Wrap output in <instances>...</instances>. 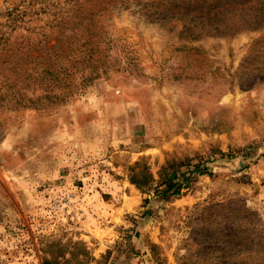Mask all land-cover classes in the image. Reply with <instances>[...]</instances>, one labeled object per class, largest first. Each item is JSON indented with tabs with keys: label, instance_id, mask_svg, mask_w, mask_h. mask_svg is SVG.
Instances as JSON below:
<instances>
[{
	"label": "rangeland",
	"instance_id": "obj_1",
	"mask_svg": "<svg viewBox=\"0 0 264 264\" xmlns=\"http://www.w3.org/2000/svg\"><path fill=\"white\" fill-rule=\"evenodd\" d=\"M128 1L58 97L38 56L76 0H0V264H264V26L190 38Z\"/></svg>",
	"mask_w": 264,
	"mask_h": 264
},
{
	"label": "trees",
	"instance_id": "obj_2",
	"mask_svg": "<svg viewBox=\"0 0 264 264\" xmlns=\"http://www.w3.org/2000/svg\"><path fill=\"white\" fill-rule=\"evenodd\" d=\"M94 1L99 6L86 8L82 5ZM111 1L76 0L78 5L71 18L66 20L70 25L61 27V38L38 56L54 52V58L48 57V65L42 67L47 84L53 88L56 86L59 91L54 95L62 97L67 93L60 91L62 87H66L68 93L76 92L108 70L107 53L100 45L103 25L98 16L109 10ZM131 1L134 3L133 12L151 22L168 26L179 24L185 36L190 38L226 35L264 26V0H130L125 5ZM62 53L64 58L57 59ZM165 177L160 181L164 186H154L155 194L164 199L180 195L181 184L173 181L175 172L171 171ZM132 181L142 186L149 185L152 180L145 171L141 178H132Z\"/></svg>",
	"mask_w": 264,
	"mask_h": 264
}]
</instances>
